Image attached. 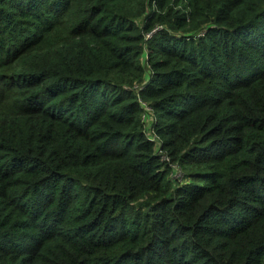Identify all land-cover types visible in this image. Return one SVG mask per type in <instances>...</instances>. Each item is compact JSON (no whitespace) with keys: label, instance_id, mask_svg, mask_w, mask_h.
I'll use <instances>...</instances> for the list:
<instances>
[{"label":"trees","instance_id":"1","mask_svg":"<svg viewBox=\"0 0 264 264\" xmlns=\"http://www.w3.org/2000/svg\"><path fill=\"white\" fill-rule=\"evenodd\" d=\"M0 264H264V0H0Z\"/></svg>","mask_w":264,"mask_h":264},{"label":"built area","instance_id":"2","mask_svg":"<svg viewBox=\"0 0 264 264\" xmlns=\"http://www.w3.org/2000/svg\"><path fill=\"white\" fill-rule=\"evenodd\" d=\"M143 118H145V120L147 121V123L150 122V120L152 119V114H151V109L150 108L147 107L146 114H144V117ZM148 135L151 138V140H153V141L158 140L153 133L148 132ZM163 158L165 160H168L167 157H165V156H163ZM173 170H180V169L178 167H176L175 165H173ZM174 177H175V175H174Z\"/></svg>","mask_w":264,"mask_h":264},{"label":"rangeland","instance_id":"3","mask_svg":"<svg viewBox=\"0 0 264 264\" xmlns=\"http://www.w3.org/2000/svg\"><path fill=\"white\" fill-rule=\"evenodd\" d=\"M173 177L175 175V178L176 180H186V181H189V179L187 180V178L184 177V174L181 170H173V173H172Z\"/></svg>","mask_w":264,"mask_h":264}]
</instances>
